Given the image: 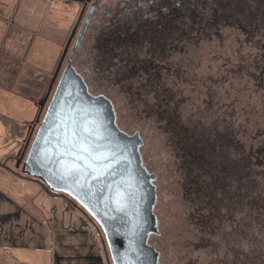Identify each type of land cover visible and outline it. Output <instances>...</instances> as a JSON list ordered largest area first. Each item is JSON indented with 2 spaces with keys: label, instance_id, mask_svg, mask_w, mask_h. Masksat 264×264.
Masks as SVG:
<instances>
[{
  "label": "rangeland",
  "instance_id": "1",
  "mask_svg": "<svg viewBox=\"0 0 264 264\" xmlns=\"http://www.w3.org/2000/svg\"><path fill=\"white\" fill-rule=\"evenodd\" d=\"M232 1L233 10L210 34L186 25L189 32L178 38L140 39L141 49L132 52L169 65L159 85L154 77L144 87L146 75L132 81L103 75V87L92 76L85 79L90 94L112 103L117 128L142 134L159 157L150 205L166 250L164 264H264V0ZM84 8L79 0H0V14L8 18L0 84L34 101L20 100L17 117L0 112L21 126L13 137L6 130L12 120L0 123V188L30 197L40 191L59 198L66 211L82 213L104 240L112 264L97 222L74 199L21 170L49 106L40 114L35 102L47 95ZM86 37L71 65L78 75L95 50L94 39ZM128 84L137 87L130 91ZM63 198L78 209L67 210Z\"/></svg>",
  "mask_w": 264,
  "mask_h": 264
},
{
  "label": "water",
  "instance_id": "2",
  "mask_svg": "<svg viewBox=\"0 0 264 264\" xmlns=\"http://www.w3.org/2000/svg\"><path fill=\"white\" fill-rule=\"evenodd\" d=\"M81 40H77L70 60ZM71 41L63 51L47 95L35 102L40 114L50 99ZM73 127L81 132L85 127L93 131L95 144L109 156L101 165L105 168L101 179L87 177L76 183L61 178L66 164L72 162L71 155L61 153L70 148L66 140L71 137L66 133ZM158 158L142 134L129 136L117 128L110 102L92 97L81 76L69 65L59 79L21 170L52 191L74 199L97 222L112 264H164L166 250L160 240L158 218L150 205L157 188ZM20 165L21 162L17 166ZM117 202L122 211H116Z\"/></svg>",
  "mask_w": 264,
  "mask_h": 264
},
{
  "label": "flooded vegetation",
  "instance_id": "3",
  "mask_svg": "<svg viewBox=\"0 0 264 264\" xmlns=\"http://www.w3.org/2000/svg\"><path fill=\"white\" fill-rule=\"evenodd\" d=\"M79 1L85 7L81 19L82 24L80 28L79 25L77 26L78 28L71 33L67 41L68 43L72 39L58 77L53 83L52 91L58 85L59 76L76 59L79 48L87 35L90 36V39H94L96 44L91 56L83 59L82 64L80 63L82 68L80 76L83 82L86 83L85 79L92 76L93 80L100 87H103L100 78L103 75H128L131 78L130 81L135 76L146 75L148 77L146 83L143 84L144 87L151 86L154 77L156 78V85H159L164 73L170 71L168 70L169 65H159V63L157 64L149 58H141L135 52H132L134 47L137 48L136 46L141 42L140 39H149L153 42V39H169L172 35L178 38L187 35L189 32L185 33L186 31H184L186 25H189L191 29L194 28L196 33L210 34L214 27L222 23L225 13L231 12L234 7L232 0ZM81 33L83 34L81 35ZM79 38L82 40L74 57L70 60ZM149 50L152 49L149 48ZM73 69L76 71V68ZM137 81H140V79ZM85 83L84 85L88 90V82ZM134 85L128 84L127 89L131 91ZM135 87L137 86L135 85ZM90 95L94 98H106L110 102L105 96ZM110 104L112 103L110 102Z\"/></svg>",
  "mask_w": 264,
  "mask_h": 264
},
{
  "label": "crops",
  "instance_id": "4",
  "mask_svg": "<svg viewBox=\"0 0 264 264\" xmlns=\"http://www.w3.org/2000/svg\"><path fill=\"white\" fill-rule=\"evenodd\" d=\"M3 22L7 25L8 18L0 14V49L8 39ZM16 90L0 84L1 113L17 117L20 100L34 102ZM8 98L11 102L1 105ZM5 117L0 114V123L10 125L12 119ZM15 121L6 127L13 137L21 128ZM0 254L5 264H109L104 240L86 217L40 191L30 197L27 191L17 196L0 188Z\"/></svg>",
  "mask_w": 264,
  "mask_h": 264
},
{
  "label": "snow or ice",
  "instance_id": "5",
  "mask_svg": "<svg viewBox=\"0 0 264 264\" xmlns=\"http://www.w3.org/2000/svg\"><path fill=\"white\" fill-rule=\"evenodd\" d=\"M66 136L71 137L66 140L70 148L67 153H61V155H71L72 162L66 164L61 178H68L76 183L87 177L101 179L105 171L101 165L109 160V156L100 151V145L95 144V133L86 127L82 132L73 127ZM116 211H122L120 202H117Z\"/></svg>",
  "mask_w": 264,
  "mask_h": 264
},
{
  "label": "trees",
  "instance_id": "6",
  "mask_svg": "<svg viewBox=\"0 0 264 264\" xmlns=\"http://www.w3.org/2000/svg\"><path fill=\"white\" fill-rule=\"evenodd\" d=\"M16 92L23 94L22 92H19V90H16ZM51 193H54L55 194V192H51ZM54 194H52V195H54ZM55 195H58V194L56 193ZM63 202H64L65 207H66L67 210H76V209H78V206L72 200H70V199L63 198Z\"/></svg>",
  "mask_w": 264,
  "mask_h": 264
}]
</instances>
